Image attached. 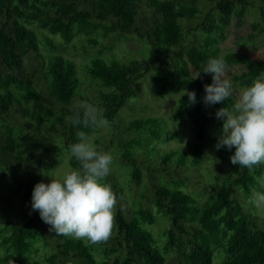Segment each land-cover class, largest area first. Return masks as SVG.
<instances>
[{
	"label": "trees",
	"instance_id": "obj_1",
	"mask_svg": "<svg viewBox=\"0 0 264 264\" xmlns=\"http://www.w3.org/2000/svg\"><path fill=\"white\" fill-rule=\"evenodd\" d=\"M250 12L259 32L247 33L243 47L264 41V0H0V178L9 173L11 179H0V264H212L217 251L219 264H264V219L244 206L253 190L264 191L256 179L264 165L249 173L231 163L235 149H225L231 169L215 176L207 195L198 171L208 158L222 173L224 146L216 147L212 132H221L215 112L224 104L203 102L204 85L212 82L203 74L211 73L193 77L209 58L219 57L244 67L233 76L236 85L264 73V57L221 55L232 18ZM76 36L83 53L86 43L98 48L84 69L92 89L82 90L77 64L68 56ZM128 36L148 44L147 57H103ZM148 72L156 97L180 94L172 118L191 121L188 150L156 148L178 135L165 130L162 118L124 121L119 115ZM185 89L195 92L194 104L182 95ZM81 102L104 109L112 128L95 143L98 150L114 148V161L123 169L111 166L106 178L118 202L113 234L103 244L57 235L31 207L35 184L48 177L64 151L70 153L77 132L90 136L98 129L70 123ZM66 163L79 166L71 156ZM161 220L164 240L152 229Z\"/></svg>",
	"mask_w": 264,
	"mask_h": 264
},
{
	"label": "clouds",
	"instance_id": "obj_2",
	"mask_svg": "<svg viewBox=\"0 0 264 264\" xmlns=\"http://www.w3.org/2000/svg\"><path fill=\"white\" fill-rule=\"evenodd\" d=\"M226 69L223 57L209 58L193 79L200 78L201 72L211 73L212 82L204 85L203 102L209 106L224 104L215 112V117L222 121L216 147L234 148L231 163L253 173L257 166L264 165V73L237 91L227 78ZM182 95H187L191 103L196 102L194 91L185 89ZM228 100H232L230 106L225 105ZM69 121L74 126L93 129L108 125L104 109L88 102L78 104ZM77 137L78 141L70 146V156L79 166L69 167L62 176L51 177L48 183H36L31 207L57 235L103 244L115 228L118 201L106 182L114 157L108 151L98 150L85 132L78 131ZM256 179L264 187V177ZM249 202L264 209V191L253 190Z\"/></svg>",
	"mask_w": 264,
	"mask_h": 264
},
{
	"label": "rangeland",
	"instance_id": "obj_3",
	"mask_svg": "<svg viewBox=\"0 0 264 264\" xmlns=\"http://www.w3.org/2000/svg\"><path fill=\"white\" fill-rule=\"evenodd\" d=\"M256 21V14L254 12H250L243 18H232L230 25L226 31V38L220 41L221 55H224L228 52L235 51L238 53H245L249 55L251 58L257 60L259 58L264 57V41H260L255 44H250L246 46H242L243 38L247 35V33H258L259 29L253 28L252 24ZM39 32L47 33L44 29H37ZM53 39L56 42H61L58 36H53ZM81 37H74L73 41L69 42V48L71 50V54H68L70 58L75 60L77 64L78 75L82 81V90L92 89L94 87L93 82H89L87 77L85 76V65L90 61V57L95 53L96 48L89 47L88 43H86V53H83L80 48L82 42ZM96 39L100 40V37H96ZM100 42V41H99ZM76 45L78 50L71 48V45ZM98 45V44H97ZM100 47V45H99ZM148 55V44L142 39H138L135 36H128L120 41H118L113 50L104 53L103 57L106 60H109L112 57L127 60L130 58L143 59ZM244 70L242 65H227L226 75L233 82V76L236 73H240ZM193 73V72H192ZM152 72H148L143 78L138 80L135 83V87L137 90V95L131 97L127 100L126 105L119 110V115L122 120L128 121L136 117H145V116H153L160 117L165 121V130L168 133L177 132L178 135L176 138L167 139L166 141L156 143V148L161 150H169L173 148H180L182 150H188V145L193 141L194 137V129L191 121L189 119H180L179 121H174L172 118L173 113L177 109L178 98L180 94H172L164 98L156 97L152 92V82H151ZM195 75V73H193ZM203 77L209 78L212 80V76L203 74ZM234 87L237 91L243 86L236 85L234 82ZM235 98V97H234ZM111 126L108 124L105 127L98 128L90 137L93 139V142L96 141L103 142L106 136L109 134L111 130ZM213 136L219 138L221 132L219 133L217 130L212 132ZM96 144V143H95ZM226 147L223 149L222 156L224 158V163L222 167V173L219 172V167L208 158H204L201 165L198 167V171L200 175H202V181L204 183V195L209 194L213 190V186L215 185V176L223 177L227 170L231 169V164L228 160V155L225 151ZM108 152L112 155L115 154L114 148L109 147ZM60 162H58L51 170L48 177L42 182L48 183L51 177L53 176H62L64 172L70 167L66 163V159L70 156L69 152H63ZM115 160V159H114ZM112 167L114 170L118 172H122L117 163L114 161ZM264 177V174L262 175ZM3 183L11 180L10 174L6 173L3 178H0ZM119 181L122 182L126 195L129 197L130 190L127 185V177L124 174L119 176ZM41 182V181H40ZM221 182V179H220ZM200 191L199 188H196L195 193ZM194 194V192H192ZM245 208L249 211L256 213L262 219H264V209H258L254 205L250 203L244 204ZM150 226V225H149ZM162 220L159 225L152 226L153 231L155 232V236L158 239L164 240V236L161 235V229L163 228ZM221 260V255L217 251L215 252L214 258L212 260V264H219Z\"/></svg>",
	"mask_w": 264,
	"mask_h": 264
}]
</instances>
